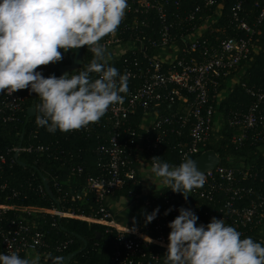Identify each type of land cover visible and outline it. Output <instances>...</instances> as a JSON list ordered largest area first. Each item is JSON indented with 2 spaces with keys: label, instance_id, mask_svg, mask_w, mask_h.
<instances>
[{
  "label": "built area",
  "instance_id": "2783aa9c",
  "mask_svg": "<svg viewBox=\"0 0 264 264\" xmlns=\"http://www.w3.org/2000/svg\"><path fill=\"white\" fill-rule=\"evenodd\" d=\"M128 5L117 31L100 43L110 54L109 62L121 75H128L129 90L122 94L123 103L110 106L98 123L81 129L89 138L99 137L104 142L95 150L103 176L88 178L82 192L70 194L73 202L83 200L85 205L94 198L98 210L96 214L91 210L88 216L78 214L61 207L60 200L49 209L12 203L20 193L4 181L9 156L23 152L51 154L52 147L33 143L38 139L36 135L31 136L26 147L5 152L0 146V237L5 254L17 252L30 260L39 256L40 264H47L49 253L62 256L66 246L53 247L47 242V233L41 230V224L51 217L81 220L116 232L113 264H164L163 252L156 254L151 249L167 251V225L179 215L177 193L165 198V210L153 224L142 220L130 228L116 220L112 197L130 183H137L138 170L149 165L152 154L163 152L169 135L177 133L182 138V131L191 126L189 141L182 138L175 146L181 163L185 157L205 153L203 146L212 137L220 111L214 102L220 105L224 92L228 94L233 86L230 82L223 92L222 81L240 78L243 71L238 68L250 59L256 39L264 37V0H128ZM224 31L232 34L217 36ZM53 67L55 64H49L37 70L47 78ZM248 93L254 98L252 104L245 111L233 113L228 121L237 130L233 138L236 145L244 144L249 132L255 137L264 134V87L249 89ZM35 102H39L38 95H30L27 89L0 94V123L20 122L25 111L29 119H35L36 115H30ZM173 105L175 110H171ZM162 108L171 112L161 114ZM137 128L144 130L145 136H140ZM53 156L59 159L56 150ZM83 171L79 168L76 173L81 176ZM249 180L252 185H245ZM54 184L63 196L62 183L54 179ZM35 190L44 193L43 187ZM189 195L207 203L205 217L224 218L226 225L242 234L264 224V178L259 180L250 172L239 175L220 167L208 172L204 185ZM169 208L172 211L165 215Z\"/></svg>",
  "mask_w": 264,
  "mask_h": 264
},
{
  "label": "clouds",
  "instance_id": "9594fccd",
  "mask_svg": "<svg viewBox=\"0 0 264 264\" xmlns=\"http://www.w3.org/2000/svg\"><path fill=\"white\" fill-rule=\"evenodd\" d=\"M128 6V0H0V94L25 89L37 94L35 122L49 133L98 123L110 106L123 103L122 94L129 90L128 75L109 64L110 54L100 43L117 31ZM85 46L93 59L75 75L46 78L37 70ZM155 158L146 176L152 182L160 181L185 200L204 185L205 176L194 160L185 157L173 166ZM159 211L157 207L146 214L145 223L155 220ZM178 212L167 225L164 264H264V244L241 238L242 233L226 225L224 218L213 217L197 226L199 217L192 209L181 207ZM0 264H40V258L0 253ZM47 264H65V257L49 253Z\"/></svg>",
  "mask_w": 264,
  "mask_h": 264
},
{
  "label": "trees",
  "instance_id": "16d2710c",
  "mask_svg": "<svg viewBox=\"0 0 264 264\" xmlns=\"http://www.w3.org/2000/svg\"><path fill=\"white\" fill-rule=\"evenodd\" d=\"M248 7H251V3H248ZM225 12L228 13L229 8H226ZM226 13L224 17H226ZM231 34L229 31H224L218 33L217 36L223 37L230 36ZM82 48L87 58L83 66L84 68L93 59V53L86 46ZM61 51L63 52V50ZM109 64L113 66L114 63L109 62ZM60 67V62L55 63V67L51 69L50 75L54 74L59 77ZM239 70L243 71L240 78L232 77L233 80L230 79L228 82L222 81L223 92L225 88L229 87L230 82L233 83V86L228 94L224 92L220 105L217 101L214 102V106L220 111L216 115L212 137L203 148L205 152L212 151L218 154L222 161V168L235 170L239 175L250 172L255 176L257 175L259 180H262L264 178V134L255 137L254 133L249 132L248 140L242 145H236L233 143V138L237 134V130L231 128L228 121L233 116V113L245 111L254 101V98L248 93L249 89L264 87L263 36L256 39L250 59L243 63L238 68ZM93 75L95 76V74ZM168 108H162L161 114L171 112ZM175 108L176 106L173 105L171 110H175ZM261 109L264 110V103ZM20 116V122L11 124L0 123V146L2 150L6 152L21 145L26 147L31 142V136L36 135L38 139L34 140L33 143L36 145L39 143L49 144L52 147V153L40 155L23 152L19 156V159L16 158L15 153L9 156L10 163L5 169L4 181L8 182L11 187L20 193V196L14 199L12 203L49 209L57 206V201L60 200V206H65L66 210L71 209L78 214H85L87 216L91 215L92 212L90 211L92 210L93 214H96L98 204L94 198L90 200V205H85V201L83 200L73 202L70 194L82 192L88 178L97 179L103 176L102 170L98 167L100 157L95 152L104 143L103 140L94 136L89 138L81 132V129L67 133L60 131L49 133L45 127H38L36 125V118L29 119L27 111ZM217 120H219L218 122L221 123V126L217 123ZM134 128H136L135 124ZM136 130H138L140 136H145L144 130L140 128ZM190 130L191 126L182 131L184 132V137H182L184 140L189 141ZM23 135L24 141L22 142L21 138ZM182 138L177 133L169 135L163 152L161 154H152L148 158L149 165L144 169L138 170L137 183H130L124 190L117 192L112 197L117 203L113 211L118 223L128 228L135 227L142 220L145 221L146 214H151L157 207L160 209L158 215L165 210V198L173 192L167 189L160 181L156 184L148 185L145 181L144 172L153 165L154 157L161 162L178 166L181 163V156L179 150L175 149V146H177ZM54 150L59 154L58 160L53 156ZM199 156L201 154L191 159L195 161ZM79 168L84 169L81 176L76 173ZM45 179L51 181L54 198L48 194L45 188ZM54 179H58L62 183L60 185H62L63 196L55 189ZM244 184L252 185V182L249 180ZM38 187H43L44 193L35 190ZM66 195L68 197L64 198ZM176 197L179 198L180 208H190L199 217L197 223L206 225L211 221L210 218L204 216V209H208L206 202L191 195L188 196L187 200L179 193H177ZM145 198L148 199V206L146 205ZM90 207L92 208L90 209ZM47 220L46 224H41V230L47 233V242L53 247L58 245L66 246L62 256L67 257L83 250L73 260L72 264H113L112 256L117 238L116 232H108V228L105 226L89 224L81 220L59 218L55 220L51 217H47ZM245 237H252L255 241L264 244V224L253 232L242 234L241 238ZM84 240L88 243L86 249ZM151 250L156 254L163 252L165 255L166 252L157 247H153ZM0 253L5 254L1 237Z\"/></svg>",
  "mask_w": 264,
  "mask_h": 264
},
{
  "label": "water",
  "instance_id": "95a60500",
  "mask_svg": "<svg viewBox=\"0 0 264 264\" xmlns=\"http://www.w3.org/2000/svg\"><path fill=\"white\" fill-rule=\"evenodd\" d=\"M69 52H72V62L70 66H64L60 68V75H64V74H70L71 72H78L81 70V68H83L85 62H86V54L84 49L78 48L75 50H69L68 52L64 53L65 57L68 56ZM37 103L35 102L32 109L30 110V115L33 117L35 116V105ZM21 141H24V135L21 138ZM16 158L19 159V153L16 155ZM195 164L197 167V170L202 172L204 174V176L211 171H216L217 169H219L222 165V161L221 158L218 156V154H216L215 152L209 151V152H205L204 154H202L201 156H199L196 160H195ZM45 186H46V190L48 192V194L54 198V192L51 188L50 185V180L46 179L45 180ZM56 200V199H55ZM85 241V240H84ZM86 246L85 249L88 246V243L85 241ZM83 250L71 254L69 256L66 257L65 262L66 264H72L73 260L82 252Z\"/></svg>",
  "mask_w": 264,
  "mask_h": 264
},
{
  "label": "flooded vegetation",
  "instance_id": "af4514ba",
  "mask_svg": "<svg viewBox=\"0 0 264 264\" xmlns=\"http://www.w3.org/2000/svg\"><path fill=\"white\" fill-rule=\"evenodd\" d=\"M71 62H72V52H69V54H68V56L67 57H65V55H64V57H63V61H61L60 63H61V67H64V66H70L71 65ZM60 67V68H61ZM73 75H75L76 73L75 72H71ZM70 73V74H71Z\"/></svg>",
  "mask_w": 264,
  "mask_h": 264
},
{
  "label": "crops",
  "instance_id": "0c3cea01",
  "mask_svg": "<svg viewBox=\"0 0 264 264\" xmlns=\"http://www.w3.org/2000/svg\"><path fill=\"white\" fill-rule=\"evenodd\" d=\"M147 174H148V170H146V171L144 172L145 179H146L145 181L148 183V185H153V184L159 182V181L156 180V179H154L153 182H152L149 178H146ZM116 206H117L116 201H113V202H112V207H113L114 210H115ZM199 224H201V223H197V226H199Z\"/></svg>",
  "mask_w": 264,
  "mask_h": 264
}]
</instances>
